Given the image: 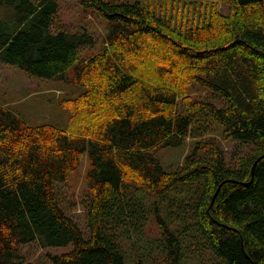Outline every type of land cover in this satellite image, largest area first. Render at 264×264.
I'll return each mask as SVG.
<instances>
[{
	"label": "trees",
	"instance_id": "trees-1",
	"mask_svg": "<svg viewBox=\"0 0 264 264\" xmlns=\"http://www.w3.org/2000/svg\"><path fill=\"white\" fill-rule=\"evenodd\" d=\"M225 1L229 14L183 29L140 1L83 0L107 22L97 52L88 28L55 27L58 0H0L14 10L0 20V58L43 78L71 71L86 86L65 99L66 128L0 104V264H23L19 246L31 241L73 242L55 264H126L131 239L151 225L168 251L139 264H178L181 238L142 195L173 189L187 250L212 249L223 258L212 264H264V0ZM218 125L249 149L228 153ZM188 138L183 163L165 168L157 151ZM85 155L88 237L58 188Z\"/></svg>",
	"mask_w": 264,
	"mask_h": 264
},
{
	"label": "rangeland",
	"instance_id": "rangeland-1",
	"mask_svg": "<svg viewBox=\"0 0 264 264\" xmlns=\"http://www.w3.org/2000/svg\"><path fill=\"white\" fill-rule=\"evenodd\" d=\"M83 0H58L60 9L56 18V25L64 26L72 31L86 27L98 39L95 51H99L103 45L107 32V22L98 16L96 12L86 7ZM140 1L151 8L173 26L187 29L189 26H200L210 20L211 14L218 9L224 14L230 13V5L225 0H123ZM14 10L7 6H0V20L11 16ZM58 25V26H57ZM82 50V54H83ZM67 78H43L31 74L22 68L6 63L0 58V104L17 110L32 125L50 123L66 128L71 117V107L65 99L79 96L86 91V86L75 81L73 73L66 74ZM198 87V86H197ZM199 91L203 94V88ZM196 94V92H194ZM224 126L218 125V140L224 145L228 153L247 151L251 144H241L240 141L229 140L223 137ZM193 141L188 138L186 142L177 147H167L157 151L165 168L175 167L183 163L185 156L192 150ZM229 155V154H228ZM89 161L85 155L81 165L74 170L68 179L58 183L59 193L62 197L61 204L67 213L77 222L85 237L90 232L83 208V197L88 193L86 172ZM146 194V200L152 206L154 220L158 222V215L179 236L183 243V253L178 264H212L221 261L212 249L191 253L184 246L186 240L182 238L188 231H184L185 224L182 218L181 204L182 194L171 190L163 194L142 192ZM72 203H74L72 205ZM159 223V222H158ZM190 231V230H189ZM147 235L140 242L138 235L131 239L129 248L125 251L126 264H139L144 254L151 259L154 255L165 254L168 251L169 242L161 234L156 225L149 226ZM142 237L140 235L139 239ZM150 239V241H148ZM20 258L23 264H55L53 257L58 254L68 253L74 249V243L65 245L41 246L38 241L21 244Z\"/></svg>",
	"mask_w": 264,
	"mask_h": 264
},
{
	"label": "crops",
	"instance_id": "crops-1",
	"mask_svg": "<svg viewBox=\"0 0 264 264\" xmlns=\"http://www.w3.org/2000/svg\"><path fill=\"white\" fill-rule=\"evenodd\" d=\"M9 106V105H8ZM12 108V107H11ZM12 109H14V108H12ZM15 110V109H14ZM17 111V110H16Z\"/></svg>",
	"mask_w": 264,
	"mask_h": 264
}]
</instances>
